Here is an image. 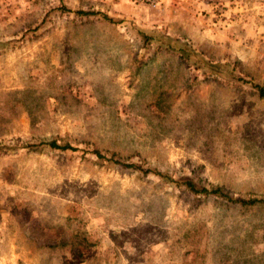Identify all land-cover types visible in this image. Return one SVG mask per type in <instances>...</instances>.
<instances>
[{
	"label": "rangeland",
	"instance_id": "374dc122",
	"mask_svg": "<svg viewBox=\"0 0 264 264\" xmlns=\"http://www.w3.org/2000/svg\"><path fill=\"white\" fill-rule=\"evenodd\" d=\"M256 86L264 0H0V264H264L263 205L172 182L264 200Z\"/></svg>",
	"mask_w": 264,
	"mask_h": 264
},
{
	"label": "trees",
	"instance_id": "16d2710c",
	"mask_svg": "<svg viewBox=\"0 0 264 264\" xmlns=\"http://www.w3.org/2000/svg\"><path fill=\"white\" fill-rule=\"evenodd\" d=\"M77 14L86 16V15H90L93 13L78 12ZM101 16L104 20H106L108 22H112V19H110L106 15H101ZM255 90L257 92L258 97L264 98V88H262L260 86H256ZM48 146L52 149H56V150H60V151H70V152L77 151V149H75L74 147H71L69 145L59 146L55 142H50L48 144ZM93 154L99 161H107V162L113 163L115 165H121L124 168H129L135 172H140V173L145 174V175L153 173V174H156L157 176H159L161 178H168L166 176L161 175V173L157 172L156 170L152 171L150 169H144L140 165H135V164L120 163L119 161L115 160L114 155H112L110 158H107L104 155H102V153L98 150H93ZM169 180H172V179H169ZM172 182H174L179 187H183L186 191H188L189 193L194 194V195H202L205 197H220V198L226 199L227 202H229V203L240 204V205H244V206H256V205H263L264 206V200H262V199H251V200L232 199V198L228 197L227 195L223 194V192L220 188L208 189V188L203 187V186L198 187L193 181H190V180H184L181 182H177V181H172Z\"/></svg>",
	"mask_w": 264,
	"mask_h": 264
},
{
	"label": "built area",
	"instance_id": "2783aa9c",
	"mask_svg": "<svg viewBox=\"0 0 264 264\" xmlns=\"http://www.w3.org/2000/svg\"><path fill=\"white\" fill-rule=\"evenodd\" d=\"M135 2L142 3L151 8H157L160 5L161 0H134Z\"/></svg>",
	"mask_w": 264,
	"mask_h": 264
}]
</instances>
